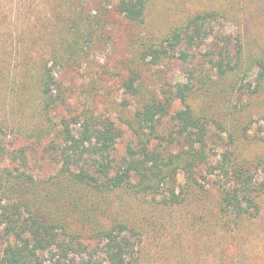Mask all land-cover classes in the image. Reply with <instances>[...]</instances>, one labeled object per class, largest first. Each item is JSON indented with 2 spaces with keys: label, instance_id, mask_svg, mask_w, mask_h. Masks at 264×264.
I'll return each instance as SVG.
<instances>
[{
  "label": "trees",
  "instance_id": "obj_1",
  "mask_svg": "<svg viewBox=\"0 0 264 264\" xmlns=\"http://www.w3.org/2000/svg\"><path fill=\"white\" fill-rule=\"evenodd\" d=\"M52 1L61 9L57 21H51L50 58L36 64L29 54L23 52L21 58L20 53L15 67L17 90L9 89L8 96L15 92L18 104L12 113L14 127L37 139L51 137L44 152L58 170L46 181L25 170H0V237L4 240L0 264H138L143 235L139 219L143 212L140 215L138 210L145 204L160 211L195 207L193 213L199 214L203 230L214 235L220 231L228 239L253 236V225L264 209V180L258 178L264 171V152L250 158L243 152L247 142L264 146V132L251 131V121L241 124L231 114L224 115L229 105L214 108V95H243L252 74L257 81L253 93L262 91L264 49L258 58L248 60L239 39L235 56L225 48L226 39H218L213 51L203 54L217 73V82L198 88L177 82L163 100L144 103L125 123L134 141L121 163L115 164L112 152L119 131L110 118L84 113L55 124L48 115L59 103L53 95L55 66L79 64L85 49L105 35L108 7L104 4L110 0H102L94 15L86 9L89 0ZM149 2L116 0L113 7L129 23L143 26ZM213 13H195L159 42L132 41L124 93L140 95V66L186 63L188 52L214 39ZM3 75L0 67L1 87L6 86ZM30 91L40 97L38 109ZM175 102L181 108L170 114ZM35 113L43 119H36ZM165 120L172 127L162 131ZM212 126L218 130L214 134ZM0 155H7L2 141ZM12 157L23 160L24 151Z\"/></svg>",
  "mask_w": 264,
  "mask_h": 264
},
{
  "label": "rangeland",
  "instance_id": "obj_2",
  "mask_svg": "<svg viewBox=\"0 0 264 264\" xmlns=\"http://www.w3.org/2000/svg\"><path fill=\"white\" fill-rule=\"evenodd\" d=\"M115 1L104 4L108 7L105 35L94 39L92 46L85 49L80 63L63 68L55 66L57 86L53 95L59 103L48 115L55 124L62 118L84 113L110 118L119 131L112 157L115 164H120L134 141L125 123L144 103L155 98L163 100L164 93L173 91L177 82L190 83L194 88L202 87L205 82L211 85L217 82V73L207 64L203 54L213 51L212 45L218 39H226L225 48L230 56H235L237 39L241 42L244 58L250 60L260 56L264 49V0H150L143 26L131 24L117 14L113 7ZM88 2L86 9L93 11L92 15L100 10V2L103 3L102 0ZM57 9L61 8L54 7L52 0H0V61L3 60L0 67H4L6 84L0 86V141L7 152L6 156L0 155V170L14 173L25 170L39 181L49 180L58 170L44 152L51 137L37 139L30 132L13 126L12 113L18 104L15 92L9 96L8 92L9 89L17 90L15 67L20 53L21 58L23 52L29 54L36 64L48 62L47 43L51 37V21H57ZM201 11L214 12L212 26L217 39L214 36L200 49L188 52L190 58L186 63L174 60L158 66H140V95H126L122 83L132 59V41L152 38L159 42L173 27ZM63 13L64 9L62 16ZM247 84L250 88L241 96L214 95V108L223 110L225 105L231 106L224 115L231 114L230 118L241 124L251 121L254 123L251 131L257 129L258 133H263L264 88L253 93L257 87L254 74L247 79ZM30 95L38 109L40 97L35 91H30ZM180 108V103L175 102L170 114ZM34 115L36 119H43L37 113ZM168 121H162V131L172 127ZM22 124L30 126L27 122ZM211 129L212 134L218 131L215 126ZM19 151H24L23 160L12 157L19 155ZM263 152L262 144L247 142L243 154L250 158ZM258 178L264 180V171L259 172ZM178 183H183L181 177ZM210 188V184L206 185V189ZM150 207L145 204L137 209L140 215L143 212L139 218L143 220V235L138 246V264H264V209L259 222L253 225V236L228 239L220 231L214 235L210 230H203L199 214L193 213L197 210L195 207L162 211ZM2 231L0 227V234ZM3 241L0 237V249ZM90 246L91 249L95 247Z\"/></svg>",
  "mask_w": 264,
  "mask_h": 264
}]
</instances>
